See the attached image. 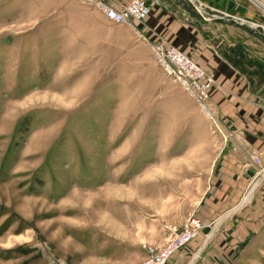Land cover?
I'll use <instances>...</instances> for the list:
<instances>
[{
  "label": "rangeland",
  "instance_id": "374dc122",
  "mask_svg": "<svg viewBox=\"0 0 264 264\" xmlns=\"http://www.w3.org/2000/svg\"><path fill=\"white\" fill-rule=\"evenodd\" d=\"M98 1L0 0V264H134L195 215L178 225L156 205L174 188L159 163L175 128L158 127L159 89L178 82L152 44L179 47L146 52L136 23L149 9L116 22ZM221 235L192 264H264V237ZM191 239L155 264H186Z\"/></svg>",
  "mask_w": 264,
  "mask_h": 264
},
{
  "label": "crops",
  "instance_id": "0c3cea01",
  "mask_svg": "<svg viewBox=\"0 0 264 264\" xmlns=\"http://www.w3.org/2000/svg\"><path fill=\"white\" fill-rule=\"evenodd\" d=\"M147 1L149 12L136 23L146 52L150 43L168 41L205 67L214 78L208 104L217 123L174 80L160 87L158 127H175L173 140L160 147V166L174 179V188L156 201L160 216L178 225L192 213L202 220L200 233L185 246L191 252L186 264L215 234L225 244L262 242L264 0ZM127 31L132 41L135 32Z\"/></svg>",
  "mask_w": 264,
  "mask_h": 264
},
{
  "label": "built area",
  "instance_id": "2783aa9c",
  "mask_svg": "<svg viewBox=\"0 0 264 264\" xmlns=\"http://www.w3.org/2000/svg\"><path fill=\"white\" fill-rule=\"evenodd\" d=\"M106 17L116 22L127 21L133 15L136 18L144 17L148 12V5L143 0H134L128 8H114L98 1ZM152 53L156 61L189 92L201 104L208 115L210 108L205 104L209 96V89L214 83L213 76L200 66L196 61L187 56L182 50L163 43H153ZM253 160L259 162L258 155H253ZM175 228V226H172ZM202 227L201 220L195 215H190L184 222L183 228L175 230L169 237V241L158 253L151 251L146 259L134 264H155V261H162L175 248L197 234ZM176 229V228H175Z\"/></svg>",
  "mask_w": 264,
  "mask_h": 264
}]
</instances>
